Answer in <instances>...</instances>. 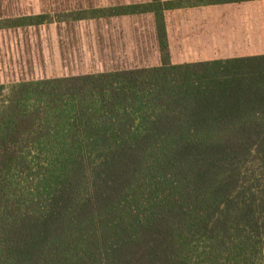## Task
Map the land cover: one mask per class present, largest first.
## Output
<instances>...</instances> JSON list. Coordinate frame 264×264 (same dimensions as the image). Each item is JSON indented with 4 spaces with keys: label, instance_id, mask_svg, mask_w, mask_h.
Wrapping results in <instances>:
<instances>
[{
    "label": "trees",
    "instance_id": "1",
    "mask_svg": "<svg viewBox=\"0 0 264 264\" xmlns=\"http://www.w3.org/2000/svg\"><path fill=\"white\" fill-rule=\"evenodd\" d=\"M147 0L0 31L151 15L153 67L0 84V264H264V55L173 64Z\"/></svg>",
    "mask_w": 264,
    "mask_h": 264
},
{
    "label": "rangeland",
    "instance_id": "2",
    "mask_svg": "<svg viewBox=\"0 0 264 264\" xmlns=\"http://www.w3.org/2000/svg\"><path fill=\"white\" fill-rule=\"evenodd\" d=\"M90 1L107 5L147 0H0V19ZM167 23L173 56L182 63L238 56L233 48L240 43L235 33L241 31L257 33L258 45L264 48V2L170 13ZM209 39L220 50H233L207 54L205 41ZM154 41L150 16L0 31V84L153 67L159 64ZM182 44L187 45L184 50L180 49Z\"/></svg>",
    "mask_w": 264,
    "mask_h": 264
},
{
    "label": "crops",
    "instance_id": "3",
    "mask_svg": "<svg viewBox=\"0 0 264 264\" xmlns=\"http://www.w3.org/2000/svg\"><path fill=\"white\" fill-rule=\"evenodd\" d=\"M258 2H264V0L258 1ZM258 2H248V3H258ZM248 3H243V4H248ZM243 4H238V5L235 4V5H227V6H240V5H243ZM227 6L204 7V8H199V9H209V8H218V7H227ZM190 10H194V9H190ZM181 11H189V10H178V11L168 12L166 14V23H167V15L168 14H170V13L173 14L175 12H181ZM142 16H150L152 18L151 15H142ZM134 17H141V16H134ZM123 18H129V17H123ZM123 18L111 19L108 22H114V21H117V20L123 19ZM152 27H153V19H152ZM167 29H168L169 48H170V53H171V61H172L173 64H184L185 62H183V63L182 62H179L173 56L174 50H173L172 39H171V35H170V30H169L168 23H167ZM241 32L235 33V39L237 41H239L240 43L238 42L239 45L236 44V47L233 48L234 51H236V54L238 56L227 57V58L250 57V56L264 55V48H263V46L260 47L258 45V42H257L258 34L257 33L255 34L254 31H247L246 33H243V32L241 33ZM153 33H154V39H155L154 46H155V48H157L154 27H153ZM221 39L223 40L224 37H221ZM224 42L226 43L227 41H225V39H224ZM186 46L187 45L182 44L180 49L184 50V48H186ZM179 47H180V45H179ZM205 47H206V51L205 52L207 54H210L209 52H212L211 54H214L215 53V50L216 51H220L222 53H228L230 50H233V49H230V48H227V47H226V50L225 49L220 50L219 49L220 47H218V48L217 47H214L213 40L212 39H209L208 41L207 40L205 41ZM156 52L158 54V49H156ZM227 58H222V59H227ZM219 59L220 58H213L211 60H219ZM158 60H159V54H158ZM203 61H210V60H203ZM192 62H200V61H192ZM187 63H190V62H187Z\"/></svg>",
    "mask_w": 264,
    "mask_h": 264
}]
</instances>
